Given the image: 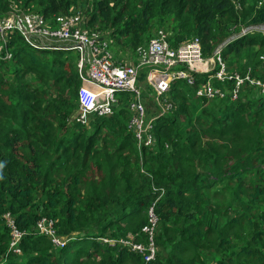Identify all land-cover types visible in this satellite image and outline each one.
Returning <instances> with one entry per match:
<instances>
[{
	"label": "trees",
	"instance_id": "1",
	"mask_svg": "<svg viewBox=\"0 0 264 264\" xmlns=\"http://www.w3.org/2000/svg\"><path fill=\"white\" fill-rule=\"evenodd\" d=\"M81 5L84 27L110 31L105 34L121 52L135 51L157 28L173 46L200 38L210 55L243 28L264 25V0H0V19L16 7L53 20ZM9 38L13 58L0 61L2 264H264L260 88L246 84L233 100L234 82H216L226 96L208 99L175 81L172 111L154 120L153 146L139 149L128 127L131 94H118L112 116L81 125L73 120L83 83L77 53L36 50L17 32ZM263 56L261 32L223 50L231 72L251 70L260 80ZM196 77L197 86L207 79ZM154 204L156 247L171 250L165 261L157 255L146 263L120 240L148 243L143 229ZM7 212L27 233L21 255L8 254ZM43 217L70 238L65 248L34 230ZM180 252L192 257L184 260Z\"/></svg>",
	"mask_w": 264,
	"mask_h": 264
},
{
	"label": "built area",
	"instance_id": "2",
	"mask_svg": "<svg viewBox=\"0 0 264 264\" xmlns=\"http://www.w3.org/2000/svg\"><path fill=\"white\" fill-rule=\"evenodd\" d=\"M12 32H17L36 50L77 53V68L83 82L78 91V110L75 115L79 124L88 125L94 116L113 115L119 104L118 94H131L133 100L129 103L131 118L128 127L134 133L139 149L151 147L155 142L154 120H146L147 108L139 85L144 71L147 72V81L156 100L165 102L161 116L173 108L168 94L177 80L198 87L196 96L199 98L225 97L226 92L216 82H234L231 92L233 100L238 98L241 88L246 84L256 86L264 92V80L253 78L251 70L245 75L231 72L223 59V50L228 44L247 34L264 33V25L243 28L215 46L210 56L205 55L200 38L194 37L188 42L173 46L170 34L160 29L146 44L136 49L131 65H118L114 59L111 39L101 31L85 28L80 14L57 16L53 20L37 13L7 15L0 20V61H10L13 58L9 48V34ZM261 59L264 62V56ZM199 74L207 76V79L197 86L196 75ZM154 206L155 204L149 211V225L143 229L148 235V243H137L134 236L120 240V243L132 251L143 255L146 263L156 259L155 228L159 220ZM3 218L10 232L8 254L21 255L20 244L27 233L19 228L10 212L5 213ZM34 230L50 238L59 249L65 248L70 241V238L58 234L56 221L52 218L39 219ZM103 241L114 242L106 239Z\"/></svg>",
	"mask_w": 264,
	"mask_h": 264
},
{
	"label": "rangeland",
	"instance_id": "3",
	"mask_svg": "<svg viewBox=\"0 0 264 264\" xmlns=\"http://www.w3.org/2000/svg\"><path fill=\"white\" fill-rule=\"evenodd\" d=\"M9 2L12 4V0H9ZM85 8H86V5H81L79 7H75L73 9L72 13L80 14L82 16V18L86 21V16L82 13V12H85ZM11 13L12 14L13 13H33V11L25 12V11L19 10L16 7H14L12 9V11L8 15H10ZM87 29H89V28H87ZM95 29L98 30L97 28H95ZM156 29L157 28H155V29H153L151 31V34H150L151 36H149L150 38L151 37L153 38L155 36V34L157 32ZM101 32L104 33V31H101ZM105 33H107L109 35L110 31H107ZM108 35H107V37H108ZM149 40L150 39H148V40L146 39L145 42L147 43V41H149ZM111 46H112V50H113L114 59H115V61H116V63L118 65H131L133 63L134 55H135L136 50L133 51L132 49H126L125 52H121V50L116 47V45L114 44L112 39H111ZM210 55H206V56H210ZM243 59H244V56H240V57L235 58L234 61L237 63V62H240ZM145 74L147 75V72H145ZM146 75H144V74L142 75L141 74L139 85L142 88L143 99H144V102H145V105H146V108H147L146 120L150 121V120H155L157 117H159V116H161V114H163V109H165L164 108L165 102H164V100H159V101L156 100L155 96L153 95L154 92L152 90H150V85L148 84ZM199 75L203 76L201 74H199ZM82 85H83V83H82ZM168 97H169L170 101L172 102L171 97H170L169 94H168ZM171 111H172V109L170 111H168V112H165L164 114L170 113ZM170 250H171V247L167 248V246H163V245H161L160 247L157 246L156 257L158 255L159 258L162 259V261H165L167 256H168V254L170 253ZM179 254H180V257L183 258L184 260L192 257V254H190V253L187 254V255H184V254H182L180 252ZM203 258L206 261L216 262V259L212 258L211 255H203Z\"/></svg>",
	"mask_w": 264,
	"mask_h": 264
},
{
	"label": "water",
	"instance_id": "4",
	"mask_svg": "<svg viewBox=\"0 0 264 264\" xmlns=\"http://www.w3.org/2000/svg\"><path fill=\"white\" fill-rule=\"evenodd\" d=\"M76 115V114H75ZM73 120H75V116L73 117Z\"/></svg>",
	"mask_w": 264,
	"mask_h": 264
}]
</instances>
